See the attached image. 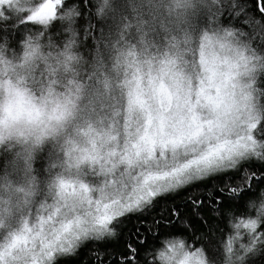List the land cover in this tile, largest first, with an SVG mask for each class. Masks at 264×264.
Segmentation results:
<instances>
[{"label": "clouds", "instance_id": "clouds-1", "mask_svg": "<svg viewBox=\"0 0 264 264\" xmlns=\"http://www.w3.org/2000/svg\"><path fill=\"white\" fill-rule=\"evenodd\" d=\"M247 7L246 0H0V264H57L90 242L115 239L119 229L100 230L97 217L143 169L191 161L180 185L159 188L174 195L218 171L262 162L264 47L243 27ZM106 21L110 29L97 28ZM249 135L254 151L200 158ZM247 191L239 216L226 214L225 236L162 235L141 264H259L264 184ZM241 221L255 228H237Z\"/></svg>", "mask_w": 264, "mask_h": 264}, {"label": "snow or ice", "instance_id": "snow-or-ice-1", "mask_svg": "<svg viewBox=\"0 0 264 264\" xmlns=\"http://www.w3.org/2000/svg\"><path fill=\"white\" fill-rule=\"evenodd\" d=\"M248 12L251 15L245 14L243 27L253 45L259 42L264 47V0H255L254 11ZM226 34L231 35L230 32ZM244 139L238 137L235 142H218L200 158L207 159L213 153L219 156L225 150L235 156L254 151L255 137L249 135L247 143ZM149 158L153 157L150 155ZM261 159V163L247 162L237 168L218 171L208 179L184 184L174 195H160L159 188L180 185L182 170L191 161L177 167L146 168L130 175L112 201L103 205L104 213L96 220L100 230L112 226L119 229V234L115 239L90 242L88 264H141L142 253L153 246L159 236L181 234L192 239L201 233L217 232L226 223L227 213L239 216L244 210L247 189L253 182L264 184V157ZM245 168L250 171L247 177L243 175ZM245 180L248 181L247 189L241 187ZM133 218L136 223L128 227ZM241 224L249 231L255 228L253 221H241L236 227ZM205 248L209 256L214 255L210 246L205 245ZM250 264H257V260L250 261ZM259 264H264V254L259 257Z\"/></svg>", "mask_w": 264, "mask_h": 264}, {"label": "trees", "instance_id": "trees-1", "mask_svg": "<svg viewBox=\"0 0 264 264\" xmlns=\"http://www.w3.org/2000/svg\"><path fill=\"white\" fill-rule=\"evenodd\" d=\"M246 2L248 5L247 11H254L255 0H246ZM229 19H230V17H229ZM224 22L227 23L228 21L225 20ZM94 23H95V21H94ZM110 27H111V24H110V22H107V21L103 24H99V23L97 24V28H100L101 31H107L108 29H110ZM208 186L210 187V184ZM135 223H136V221L133 218L131 223H129L128 227H132ZM126 230L127 229H125V231ZM227 232H228V227H227L226 223L221 225L217 231V233L220 236H225ZM88 258H89V244H86L78 250L76 255L69 256L66 258H62V259L58 260L57 264H88Z\"/></svg>", "mask_w": 264, "mask_h": 264}]
</instances>
